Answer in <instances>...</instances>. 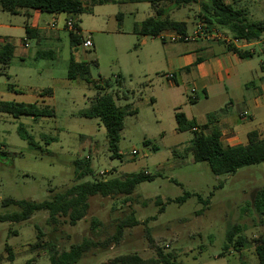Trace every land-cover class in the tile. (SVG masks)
<instances>
[{"label":"rangeland","instance_id":"1","mask_svg":"<svg viewBox=\"0 0 264 264\" xmlns=\"http://www.w3.org/2000/svg\"><path fill=\"white\" fill-rule=\"evenodd\" d=\"M146 6H96L77 16L84 41L94 43L92 48L81 46L75 52L77 61L90 66L91 84L67 77L71 52L66 32L59 56L53 60L37 58L38 52L50 49L58 53L45 44L38 45L36 39L27 40V47L17 48L7 74L0 76V101L49 106L55 116L16 119L0 113V216L19 210L14 205L2 206L5 199L40 203L53 196L51 190L59 192L73 185V162L78 158H90L93 171L81 182L140 172L155 179L139 184L129 202L123 196L91 197L88 215L76 226L65 218L54 226L46 212L36 213L28 222L0 221V264H27L30 260L50 264V249L33 252L30 247L37 242V228L59 252L85 239L98 243L78 264H108L132 254L152 259L157 246L174 255L178 264H259L255 241L264 232V217L255 201L264 190V163L244 167L235 175L215 176L207 162H194L191 152L186 151L193 134L176 131L168 93L159 86L164 72H156L160 68L148 62L151 47L139 52L141 37L115 34L117 28L126 33L135 22L146 19L151 12ZM242 6L247 7L251 20L264 18V0H245ZM185 8V20L193 21L194 17L193 26L200 22L198 5ZM118 13L123 14L122 27H117ZM27 18L24 13L13 15L0 9V25L23 27ZM16 33L17 40L24 36L23 32ZM146 40L160 50L161 40ZM254 49L260 52V46ZM254 62L264 64V54H257ZM102 81H111L112 87H94ZM49 88L54 91L53 98L42 99L39 94ZM101 93L114 95L119 107H129L118 143L119 156L109 149L105 126L98 119L79 116ZM233 115H237L236 109ZM20 126L34 138L37 150L20 137ZM44 138L55 141L46 144ZM185 193L196 194L202 201L196 196L184 203L174 202ZM131 216L139 225L124 229L122 240L116 243L113 236L117 226ZM237 226L241 231L234 239L243 238L244 242L239 250L227 240L229 230ZM7 246L13 251V262L8 260Z\"/></svg>","mask_w":264,"mask_h":264},{"label":"trees","instance_id":"2","mask_svg":"<svg viewBox=\"0 0 264 264\" xmlns=\"http://www.w3.org/2000/svg\"><path fill=\"white\" fill-rule=\"evenodd\" d=\"M87 1H92L94 5H116V4H138L149 3L156 7L160 3L168 2L177 7L199 6L197 18L207 26V30L221 29L229 33L234 39L244 41L248 44L259 42L264 37V19L260 21H251L247 7L242 6L245 0H0V9L17 15L20 11H39L44 14L55 16L69 15L78 16L86 12L84 5ZM122 14H118L120 20ZM67 28V27H66ZM76 32H69V42L71 56L68 66L67 77L70 81L78 79L92 83L90 66L87 63L78 62L75 59V52L85 43L79 25L76 23ZM135 33L141 36L157 37L163 32H176L178 34H188V25L184 22H177L170 16L157 12L155 17H151L137 24L134 29ZM36 31L31 29L28 22L26 23V41L35 39ZM25 41V42H26ZM227 49L246 59L251 55L238 50L233 45H228ZM15 54V47L8 38L0 37V76L7 74ZM52 52L38 53V59L50 58ZM97 89L105 90L112 87L111 81H102L94 84ZM10 90L13 86H10ZM52 89L43 90L39 96L44 99L52 96ZM44 101V100H43ZM45 102V101H44ZM129 107H119L116 104L114 95L110 93L101 94L91 104V107L82 111L79 116L88 119H98L106 128L107 139L110 151L114 156H119L118 143L121 139V132L124 128V119L130 112ZM0 113H6L13 118L22 116L38 118H52L55 112L49 106L37 103L25 104L16 102L0 101ZM177 122V132H192L193 138L191 146L186 150L191 152L195 163L207 162L211 172L215 176L235 175L238 170L264 163V139H260L256 132L248 135L247 145L224 146L221 142V132L218 128L213 127L209 134H205L208 127L213 126L212 120L216 114L208 116L209 125L198 126L196 122L189 121L184 113L178 112L175 115ZM19 134L23 140H26L30 147L37 150L38 145L34 138L20 126ZM46 144L55 141L54 138H44ZM90 158L76 159L74 164L75 183L62 191L56 192L51 190L53 196L46 201L36 203L27 200L5 199L2 206H16L19 210L10 214L0 216L1 222L22 223L30 221L36 213L46 212L49 215L48 222L54 226L59 223L60 218H65L71 226H76L82 221L90 210V198L101 196L103 198L123 196L125 202L134 194L136 187L143 182H150L155 179L154 176L140 172L126 174L124 177L112 179H93V181L81 182L82 179L93 175L92 168L89 164ZM202 198L196 194L185 193L181 198L174 200L176 203H184L190 197ZM173 202V201H172ZM256 206L260 214L264 217V190L258 193L256 197ZM139 225V222L131 216L117 226V232L113 240L119 243L124 236V229L133 228ZM239 226L229 230L227 240L233 243L236 249L243 247V238L235 241L234 235L240 232ZM37 242L31 244L32 251L50 249V264H78L93 248L99 244L92 239H85L80 244L71 246L69 250L61 252L55 250L57 246L44 240V233L37 228ZM149 232V231H148ZM147 232V234H148ZM17 234V232H14ZM150 239L151 245H154ZM256 254L259 264H264V232L256 239ZM108 243V242H107ZM105 244L108 245V244ZM156 257L152 259H143L136 254L120 256L111 260L108 264H178L176 257L172 254H165L164 249L155 247ZM8 260L14 261V254L10 246L6 247ZM2 257L0 256V263ZM33 264V260L27 262ZM248 264V263H243Z\"/></svg>","mask_w":264,"mask_h":264},{"label":"crops","instance_id":"3","mask_svg":"<svg viewBox=\"0 0 264 264\" xmlns=\"http://www.w3.org/2000/svg\"><path fill=\"white\" fill-rule=\"evenodd\" d=\"M86 4L89 6L88 12H91L97 6L92 1H87ZM138 4H145L146 7H150L147 8L148 10L151 9V12L148 13L146 19L155 17L157 12H160V14L168 15L177 22L186 23L188 34L194 30V17L193 21L185 20L187 18L185 12L187 8L185 7H177L168 2L160 3L156 7L149 3ZM110 5L116 7L135 4ZM104 6L108 5L97 7ZM114 9L116 8H111V11H114ZM19 13H24L28 17L29 26L37 32L35 39L38 45L45 44L57 51L58 54L56 55V52L50 49L49 52H52V55L49 59L58 58L59 50H61L60 48L65 40L64 32L67 34L70 32L66 28V22L70 16L65 14L45 16L44 13L39 11L27 12L24 10ZM75 19L77 20V16H75ZM123 19V17L120 20L117 18V27H122ZM146 19L138 23L135 22L131 31L126 33L117 28L115 34L131 35L135 39L138 36L141 37L138 40L139 52L151 47L147 50L148 62L149 65H157L160 68L156 72H164L162 85L159 86L168 93V105L174 118L176 113L181 112L185 114L189 121H194L198 126L205 127L209 125L208 116L216 114V118L212 120L213 126L208 127L205 134H209L213 127L218 128L224 146L247 145L248 135L252 132H256L260 139H264V64L261 63L260 66H257L254 62L257 54H264V46L258 42L236 45L235 47L238 50L251 55L246 59H241L238 54L229 51L227 49L229 44L209 40L178 44L162 42L159 50L154 44L149 45L146 40L148 38L155 40L156 38L141 36L134 31L135 26ZM263 19L250 20L260 21ZM17 26L12 24L0 25V37L8 38L15 47L14 58L18 47L22 45L27 47V42H25L26 25L24 23L23 27ZM16 31L18 33L23 32L22 39L17 40ZM230 37L232 36L230 35ZM92 44L94 47L93 42ZM81 46H84V44ZM254 46H260V52L254 49ZM20 58L23 59L24 55H21ZM170 76L172 78H169ZM193 89H195V94L192 96ZM53 96L54 91L52 96L47 97L53 98ZM185 96L187 97L185 98ZM154 104H158L156 99ZM235 109L237 115H233ZM243 114L246 115L242 117Z\"/></svg>","mask_w":264,"mask_h":264},{"label":"built area","instance_id":"4","mask_svg":"<svg viewBox=\"0 0 264 264\" xmlns=\"http://www.w3.org/2000/svg\"><path fill=\"white\" fill-rule=\"evenodd\" d=\"M84 8L86 10L89 9V6L87 4L84 5ZM76 19L75 16H70L66 22V27L69 31L76 32L75 26H76ZM161 40L163 43L168 44H178V43H189V42H195L197 40H209V41H215V42H224L226 44H231L233 46L239 45L240 43L248 44L244 41L234 39L233 37H230L229 33H221L220 30L212 29L211 31L207 30V26L200 22H197L194 26V30L192 33L189 34H178L176 32H163L159 34L157 37H152ZM259 44L264 46V37L262 40L258 42ZM84 46L87 48H92L93 44L91 40H86L84 43ZM169 78H172L170 76ZM192 96L195 94V89L192 90ZM246 114H243L242 117H244ZM133 155H137L136 151H133ZM104 173H100V175H103Z\"/></svg>","mask_w":264,"mask_h":264}]
</instances>
